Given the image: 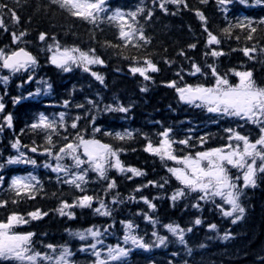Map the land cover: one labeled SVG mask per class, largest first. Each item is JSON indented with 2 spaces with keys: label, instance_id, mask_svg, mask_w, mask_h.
<instances>
[{
  "label": "snow or ice",
  "instance_id": "obj_1",
  "mask_svg": "<svg viewBox=\"0 0 264 264\" xmlns=\"http://www.w3.org/2000/svg\"><path fill=\"white\" fill-rule=\"evenodd\" d=\"M207 0H200L206 3ZM218 8L225 15V26L214 34L207 26V18L202 11L190 9L195 12L196 17L201 22L203 32L207 34L206 47L213 46L209 51H205L203 64L197 63L185 55V50H180L178 55L189 60V68H180L175 76L177 80H169L166 86L175 89L180 102L202 108L209 113L216 114L219 118L235 122L236 127H226L222 131V143L215 147H208L209 134L193 138L192 135H185L182 139L174 138L173 128L164 127L162 131L156 133L158 143L144 134L147 143L144 151L167 164L173 162L174 166L168 167V179L148 180L146 184L137 185L133 189L134 193H139L141 189L149 186L164 190L169 179L174 178L179 187L175 188L167 197L173 204L191 194H195L196 200L191 204L193 209L199 210L201 203H212L215 209L223 218H230L235 224L244 216L246 209L241 203V198L245 190L255 187L257 177L264 176V86H258L252 78L250 69L241 70L244 65H238L220 72L215 62L207 63V59L224 55L222 49H217L221 44L222 37H232L237 42L241 35L245 41L254 39V34L260 29H264V16L258 19L247 16L237 17L234 21L227 19L229 7L234 0H216ZM252 4L264 3V0H250ZM52 4L58 5L60 9L66 11L70 16L79 18L92 25L106 22L116 32L118 43L105 41L103 46L112 48L117 54L128 62V71L135 76L139 74L144 81H151V73L159 72L158 62H154L152 54L145 50L151 44L152 38L146 35L145 25L140 23V18L145 22L153 17L154 10L158 7L162 12H168V5L174 6L177 10L181 7L189 9L187 0H152V7L145 5L144 0L132 9L110 8L107 0H51ZM241 5H247L249 0H239ZM0 8L7 9L6 4H0ZM13 24H19L20 18L11 9H7ZM175 14V13H173ZM0 29L7 31L4 20L0 17ZM28 35V30L11 33L9 46L0 47V70H7L8 75L0 76V82L7 85L10 77L14 74L24 73L26 79L17 85L23 89L25 84L33 81L32 70L37 66V57L27 49L28 42L24 39ZM38 41L46 44L48 62L63 72H71L74 67L90 72L91 75L104 83V78L97 72L91 71V66L103 65L105 61L96 54L95 48L87 50L76 45H61L56 35L49 36L48 33L40 31ZM195 43L188 44L187 48L194 49ZM231 51H240L249 60L255 59L259 52L264 56V48L244 46ZM135 52V54H131ZM165 64H173L174 61L163 58ZM196 79V83H188L184 79L183 73ZM237 82L233 83L232 79ZM202 78V82H201ZM39 85L34 91L27 92V95H17L12 97V104L15 106L22 100L40 97L42 93L47 94L51 85L44 80L36 81ZM147 91L146 87L140 89ZM98 100L85 98L84 103H76L74 106L70 99L62 101L65 111L53 113L51 116L44 112L38 113L33 121L26 127L37 135L41 142L35 140L31 146L23 145L20 138L11 141V148L15 150V155H9L6 160L0 162V170L7 165L23 164L31 165L33 171L23 175H11L6 178L0 175V186L7 183L6 188L0 187V210H4L6 215L0 216V262L4 264H76L73 259V252L66 245H55L48 243L39 250L33 245L34 233L31 231H17L20 225H26L31 220H38L48 213L35 208L32 211L20 212L15 210L21 203L34 200L38 193L42 192L43 184L35 169L39 167L38 156L44 157L43 167L51 169L57 174V182L64 183L77 190L80 195L74 197L69 203L67 200H60L59 206L55 209L61 216L67 215L70 219L74 217L71 209L75 207H91L93 201L97 202V207L93 211L103 217H111L112 211L99 196L87 194L89 174L94 173L97 179L106 181L104 192L110 194L116 187L114 179H108L109 169H115L120 173H131L132 177H141L145 173L141 169L125 166L120 159V154L124 149L115 147L111 143H104L97 139V134L111 137L114 141H125L131 139L133 132L127 129L123 131H105L97 124V113H123L127 114L132 107L131 104L125 106L118 100L114 104H106L103 108ZM3 96H0V132L5 127H13V114L5 112ZM75 109L76 114L72 115L70 109ZM87 108V110H85ZM82 121H86L83 128L80 127ZM159 123V122H157ZM256 129L255 136L252 133L243 134L245 126ZM91 127L89 134L87 129ZM24 129H21V133ZM191 132V129H189ZM251 137V138H250ZM202 150H197V147ZM69 163H65V161ZM235 170L236 175L231 171ZM7 193V196H4ZM127 199L135 200L131 195ZM140 200L144 202L150 211H154L156 204L154 200L159 197L154 196L149 199L141 195ZM219 200V202H217ZM122 203L120 194L117 192L112 196V204ZM12 205L13 210H8ZM136 216L151 224L152 231L150 239L146 235H140L138 226L133 220L120 221L123 234L117 238L114 244H106L105 240L114 235L109 229L112 225H105L103 231L98 226H91L84 230H77L70 233L78 237L82 242L91 238L90 243H85L80 251H90L93 257L91 264H126V258L133 249L145 251L161 246L167 247L168 236L160 234L158 219L150 216L148 212L138 211ZM203 223L199 216L190 221V226L185 228L179 223L169 222L162 225L175 241L185 245L187 248L186 234L193 231V226ZM209 230L217 231L215 223L207 225ZM231 233L226 231L219 238L228 240ZM200 247H204L203 244ZM191 252L190 249H188ZM176 255V253H173Z\"/></svg>",
  "mask_w": 264,
  "mask_h": 264
},
{
  "label": "trees",
  "instance_id": "obj_2",
  "mask_svg": "<svg viewBox=\"0 0 264 264\" xmlns=\"http://www.w3.org/2000/svg\"><path fill=\"white\" fill-rule=\"evenodd\" d=\"M138 3L139 0H107L108 7L113 9L118 7L125 10L132 9ZM144 3L148 7L153 6L152 0H144ZM187 3L189 9L181 7L177 10L174 6L168 5V12L165 13L156 7L150 21L145 22L140 18V23L145 25L146 35L152 38L151 44L143 51L152 54V59L158 62L160 69L157 73H151L152 80L146 82L139 74L133 76L129 73L128 62L118 55L116 50L103 46L105 41L118 43L116 32L108 23L102 22L94 26L70 16L58 5L52 4L51 0H0V4H6L7 9L14 11L20 18L19 24H13L9 11L0 8V17L7 26V31L0 29V47L10 45L13 31L18 34L27 29L28 35L24 38L28 42L27 49L37 57L38 61L31 72L33 81L25 84L23 89L18 88L17 85L26 79L24 73L12 75L7 85L0 82V96H3L6 106L4 114L8 112L13 114V127H5L0 132V162L6 160L9 155L16 154L11 148V141L17 136L23 145L31 146L33 140L38 144L41 142L40 138L26 127L38 113L44 112L51 116L53 113L65 111L62 106V101L65 99H70L73 106L76 103H84L85 98L98 100L101 108L118 100L125 106L132 105L129 112L127 114L97 113V124L105 131L125 129L132 131V138L114 141L111 137L101 134H97L96 138L115 147H122L124 151L121 152L120 159L125 166L131 165L145 173L144 176L129 179L131 173H120L115 169H109L108 179H114L116 182V187L110 194L104 192L106 181L97 179L94 173H90L87 194L103 199L111 209L112 216L103 217L96 214L93 209L97 207V202L94 200L91 207L71 209L74 217L70 219L67 215L61 216L55 209L59 206L60 200L71 203L80 193L64 183H58L57 174L51 169H45L42 166L45 158L38 156L40 166L35 169L34 174L41 180L44 190L38 193L34 200L21 203L15 209L23 213L38 207L48 213L38 220H31L28 224L17 227V231H31L35 234L33 237L35 248L43 250L42 246L48 243L66 244L73 252L76 264H91L93 257L90 251H80L83 244L91 242V238L82 242L70 233L93 225L103 231L105 225H112L109 231L114 235L109 236L105 243L114 244L123 234L120 221L131 219L138 226L139 234H147L146 239H150L151 224L142 216L135 215L138 211H144L159 220L158 230L160 234L168 236V246L154 247L148 251L133 249L126 258V264H264V176L258 175L256 186L247 188L243 193L241 203L246 209L245 216L235 224L230 218L221 217L210 202L201 203L199 210L193 209L191 204L196 200L195 194L173 204L167 197L179 187L174 178L169 179L164 190L149 186L147 189H141L139 193L133 192L137 185L146 184L148 180L168 179L167 168L174 166L173 162L165 164L159 157L144 151V145L147 143L144 134H147L153 143H158L156 133L162 131L164 127H172L176 139H182L185 135H192L195 139L208 133L210 139L207 146L215 147L223 142L224 128L236 127L235 122L180 102L175 89L166 86L167 81L178 79L175 73L180 68L186 70L189 68V60L178 55L180 50H185L186 56L203 64L205 51L213 47H206L207 34L203 32L195 12L190 9L198 8L204 13L207 26L214 34L218 33L226 23V14L218 8L216 0H207L203 4L200 0H187ZM244 16L255 19L264 16V3L252 4L249 0L247 5H241L239 0H234L229 7L227 19L234 21L237 17ZM40 31L48 33L49 36L56 35L61 45H76L84 50L95 48L96 54L100 55L105 63L91 66V71L102 75L104 83L101 84L90 72H84L78 67H74L71 72H63L50 64L47 51H41L42 48L46 49V44L37 39ZM192 43L197 47L187 48V45ZM253 45L258 49L264 48V29L258 30L251 41H245L243 35L239 42L232 37H222L221 44L215 47L218 50L222 49L224 55L215 58V61L209 57L206 62H215L220 72L242 64L244 68L241 70L250 69L255 83L264 86V56L257 52L254 54L255 59L249 60L242 52L231 51ZM131 54L134 55L135 52ZM165 57L174 63L165 64L163 62ZM2 75H8L7 70H0V76ZM183 75L186 82H197L187 75V71ZM40 80L47 81L51 85L47 94L42 93L40 97L22 100L15 106L12 104V97L26 96L27 92L34 91L39 86L36 81ZM232 82L237 81L232 79ZM143 87H146L147 91L142 92L140 89ZM69 111L72 115L76 114L74 108ZM85 123L86 121H82L80 127L83 128ZM21 129H24L23 133ZM87 131L90 134L91 127ZM249 132L255 136L256 129L246 125L243 134ZM197 150L202 149L198 146ZM65 163L69 161L66 160ZM30 171H33L31 165L13 164L0 170V175L10 178L11 175H23ZM231 174L236 175L235 170H232ZM0 187L6 188L7 183ZM117 192L122 203L114 205L112 196ZM131 195L136 199H127ZM141 195L149 199L154 196L159 197L153 201L156 204L154 211H150L139 199ZM4 196H7V193H4ZM8 210H13V206L9 205ZM4 215L6 212L0 210V216ZM196 216H199L203 223L193 226V231L186 234L187 248L175 241V238L162 228L163 224L169 222L179 223L187 228ZM209 223H215L218 230H209L207 228ZM226 231L231 233V237L228 240L220 239L219 237ZM201 244L204 247H200Z\"/></svg>",
  "mask_w": 264,
  "mask_h": 264
}]
</instances>
